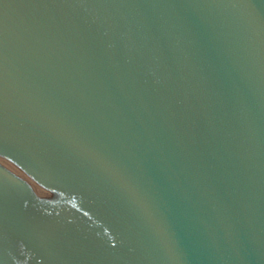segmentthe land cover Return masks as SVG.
I'll return each instance as SVG.
<instances>
[{
    "label": "water",
    "instance_id": "1",
    "mask_svg": "<svg viewBox=\"0 0 264 264\" xmlns=\"http://www.w3.org/2000/svg\"><path fill=\"white\" fill-rule=\"evenodd\" d=\"M0 264H264V0H0Z\"/></svg>",
    "mask_w": 264,
    "mask_h": 264
}]
</instances>
